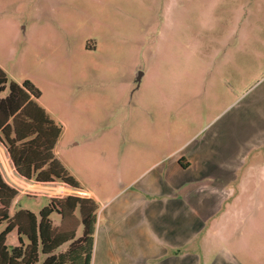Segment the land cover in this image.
Returning <instances> with one entry per match:
<instances>
[{"label":"rangeland","instance_id":"374dc122","mask_svg":"<svg viewBox=\"0 0 264 264\" xmlns=\"http://www.w3.org/2000/svg\"><path fill=\"white\" fill-rule=\"evenodd\" d=\"M0 2L16 11L0 16L1 69L33 84L68 125L58 160L72 184H55L70 191L39 193L96 218L92 264H232L225 247L264 264V0ZM171 153L194 165L163 213L157 198L144 207L141 190ZM241 188V215L217 235L221 190ZM21 198L17 211L48 205ZM173 207L172 237L186 250L152 259L156 224L171 223Z\"/></svg>","mask_w":264,"mask_h":264},{"label":"trees","instance_id":"16d2710c","mask_svg":"<svg viewBox=\"0 0 264 264\" xmlns=\"http://www.w3.org/2000/svg\"><path fill=\"white\" fill-rule=\"evenodd\" d=\"M40 97L33 84L20 85L0 68V134L37 181L72 184L54 154L63 129L39 103ZM14 198L15 191L0 176V226L5 224L0 234V264H92L96 218L89 209L82 206L78 219V203L65 200L57 206L52 201L38 215L25 210L12 215ZM54 219L59 227L54 226ZM15 231L17 244L9 250L8 237Z\"/></svg>","mask_w":264,"mask_h":264},{"label":"crops","instance_id":"0c3cea01","mask_svg":"<svg viewBox=\"0 0 264 264\" xmlns=\"http://www.w3.org/2000/svg\"><path fill=\"white\" fill-rule=\"evenodd\" d=\"M10 13L14 15L16 13L15 9L14 8L10 9L8 4H5L4 2H0V16L8 15ZM79 85L81 89L79 88L78 91L83 90V85L81 83H79ZM39 103L47 110L50 116L56 121V123L60 127H62V129L64 127L62 135L54 151L56 158L59 159L58 147L63 141L66 132L68 131V125L66 121L62 119V117H60L57 113L52 111V109H50L48 105H46L43 101H41V99H39ZM260 139L261 137H259V140ZM0 147L1 150L3 151V157L0 159L2 163V165L0 163L1 179L7 186H9L12 190L15 191V198L11 207V214L14 215L16 212L20 210H25V211H30L35 215H38L39 212L45 207H40L39 209H37L36 213L33 210L28 209L27 207L24 208L20 207V209H18L17 211L16 207L18 208V206H20L21 204L22 201L21 196L27 197L28 199H35V201H37L36 203L39 202L38 199L40 198L48 200V205L52 203L53 201L52 196L39 193L40 191H42L41 189L48 188L47 184H49L50 182L42 183L37 181L33 174H31L30 172H28L23 168L20 159L14 154L12 150H10L6 145H4L2 139H0ZM0 154L2 155V152H0ZM169 155L173 157H171V159L168 161V167L166 169L164 166L165 164L161 165L162 159L160 160L158 159L157 162L153 165L158 167V172H159L156 174V176H154V180H155L154 187L143 186L142 187L143 189L141 190V196L144 201V207L147 208L152 203V201L156 200L155 199L151 201L148 198H157L159 199V201H155L153 202V204L157 205V209L161 210V212L163 213L169 212L168 209L171 206H174L176 203V184H175L176 177H180L179 184L182 185L185 184L186 183L185 178L189 173H191L194 165V163H191L190 161L186 160L185 157L179 160L176 154L174 155V153H171ZM12 156L15 159V163L13 162L14 164L11 161ZM5 159L7 161H4ZM181 160H183L182 162L184 163H189L190 166L188 167L184 166L185 164L181 163L180 162ZM11 163L14 165L15 170L12 169ZM15 165L17 166V169ZM160 165L163 166L162 172H160L159 170ZM3 169L9 170L7 171V174L4 173V171L6 170ZM6 176L8 177V179H10V181L7 180ZM78 179L82 185L85 184L84 181H82V179L80 178ZM243 190L244 189L242 188L240 190L233 189L230 193L229 191L223 190L222 192L221 190V195L219 196V198L220 200L222 199L224 200V198H226V200H224V202L226 203L224 204V202H222L223 204L216 218L217 235L221 233V229L223 227L224 222H229L231 220L237 219L241 215L240 209H242V207H239V202H240L239 198H243L244 195ZM83 192L85 194H89L91 197L94 196L95 198H97L98 202H100L102 205H105V203H102L100 198L95 194V192L92 189L88 188V191H83ZM248 197L251 198L252 196L248 195ZM170 213H171V223L165 224L164 222L159 220V222H157L156 224V228L160 230V231H156V236L158 237V247H159L158 251L160 253L158 255H154L152 259L159 260V257L170 255V252L172 251L173 252L175 251V255L183 254L184 250H186L187 241L185 239H176L172 237V235L175 233L176 230L175 222L172 219L174 213V207L170 211ZM14 236H15V232H13L8 237V242H7L8 246L14 247L17 244V239H15ZM11 239H13L12 241L13 243H16L15 245H12ZM177 249H179L181 253L177 254L178 253V251L176 252ZM222 253L225 255L226 260L230 259L232 264H243L242 261H240V259L238 258V256H236L235 253L230 251L228 248L226 247L225 249L223 248Z\"/></svg>","mask_w":264,"mask_h":264},{"label":"built area","instance_id":"2783aa9c","mask_svg":"<svg viewBox=\"0 0 264 264\" xmlns=\"http://www.w3.org/2000/svg\"><path fill=\"white\" fill-rule=\"evenodd\" d=\"M49 184H51L53 187H48V188H52V189H54L56 192L55 193H57L58 192V194L60 195V193H69V189H67L66 188V186H64V185H60V184H55V182H50ZM55 184V185H54ZM60 191H62V192H60ZM65 195H69V194H65Z\"/></svg>","mask_w":264,"mask_h":264}]
</instances>
